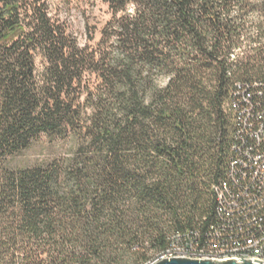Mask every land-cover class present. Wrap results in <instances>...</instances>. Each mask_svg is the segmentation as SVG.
I'll use <instances>...</instances> for the list:
<instances>
[{"label": "trees", "instance_id": "obj_1", "mask_svg": "<svg viewBox=\"0 0 264 264\" xmlns=\"http://www.w3.org/2000/svg\"><path fill=\"white\" fill-rule=\"evenodd\" d=\"M100 1L101 38L80 45L47 0H0V264L206 247L233 233L214 186L264 153V0ZM42 137L71 143L21 164Z\"/></svg>", "mask_w": 264, "mask_h": 264}, {"label": "built area", "instance_id": "obj_2", "mask_svg": "<svg viewBox=\"0 0 264 264\" xmlns=\"http://www.w3.org/2000/svg\"><path fill=\"white\" fill-rule=\"evenodd\" d=\"M245 102H248L244 98ZM237 109L236 122L247 124L251 118V108H242L237 102L233 103ZM251 126V124H250ZM250 135L249 131L245 134ZM252 135L261 140L264 136V123ZM246 159L230 161L228 178L229 182L215 185L219 202V213L233 233L221 239L222 233L217 230L214 235H209L207 246L196 249L194 244L188 243L186 247L174 246L173 249L163 253L159 258L183 256L192 258L232 259L250 258L253 261L264 262V153L253 156L244 151ZM232 188H238L232 194ZM221 213V215H222ZM231 224H233L231 226ZM233 227V228H232ZM147 264H155L157 259Z\"/></svg>", "mask_w": 264, "mask_h": 264}, {"label": "rangeland", "instance_id": "obj_3", "mask_svg": "<svg viewBox=\"0 0 264 264\" xmlns=\"http://www.w3.org/2000/svg\"><path fill=\"white\" fill-rule=\"evenodd\" d=\"M50 14L66 22L67 29L77 37L80 45H95L101 38L100 31L111 16L109 7L100 0H47ZM92 36V39L90 37ZM69 140L50 141L45 137L24 151L18 159L21 164L47 161L69 148Z\"/></svg>", "mask_w": 264, "mask_h": 264}, {"label": "water", "instance_id": "obj_4", "mask_svg": "<svg viewBox=\"0 0 264 264\" xmlns=\"http://www.w3.org/2000/svg\"><path fill=\"white\" fill-rule=\"evenodd\" d=\"M155 264H264V262L253 261L250 258L237 260L232 259H212V258H192L183 256L162 257L157 259Z\"/></svg>", "mask_w": 264, "mask_h": 264}]
</instances>
